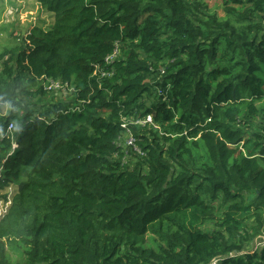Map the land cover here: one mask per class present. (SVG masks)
Wrapping results in <instances>:
<instances>
[{"label":"trees","instance_id":"1","mask_svg":"<svg viewBox=\"0 0 264 264\" xmlns=\"http://www.w3.org/2000/svg\"><path fill=\"white\" fill-rule=\"evenodd\" d=\"M207 1L35 0L50 28L0 56V264H264V0Z\"/></svg>","mask_w":264,"mask_h":264},{"label":"rangeland","instance_id":"2","mask_svg":"<svg viewBox=\"0 0 264 264\" xmlns=\"http://www.w3.org/2000/svg\"><path fill=\"white\" fill-rule=\"evenodd\" d=\"M207 2L211 11L215 12L219 17L224 16L222 0H209ZM48 14L35 0H0V56L5 51H9L21 44L16 36H19L24 30L26 31V29H30L34 25L41 26L44 31L48 30L52 23V19ZM37 19L42 20L39 23ZM38 101H33L37 109L42 108L40 99ZM51 101L57 103L60 100L57 98L55 100L54 97H49L48 94L42 103L49 104ZM15 189V186H10L0 191V211H4L5 202L10 201Z\"/></svg>","mask_w":264,"mask_h":264},{"label":"built area","instance_id":"3","mask_svg":"<svg viewBox=\"0 0 264 264\" xmlns=\"http://www.w3.org/2000/svg\"><path fill=\"white\" fill-rule=\"evenodd\" d=\"M117 53H118V50H115V52L112 55L108 56L104 60V63L105 64H111L115 60V56ZM111 74H112V72H105L103 75H105V77H107V76H110ZM67 88H68V84H66V83L62 84L59 81H52V80H48L47 83L44 85V90H46L50 93H54V94H57L59 92L66 94ZM151 121H152L151 116L147 115L144 120L134 121V123H140L142 125L145 123H151ZM11 129H12V124H10L8 126V130L11 131ZM118 143L124 144V146H126V147H131L136 155H140V156L143 155L142 151L140 150V148L135 143L134 136L132 135L131 131H129V130H126L124 132L122 137L119 138ZM8 203H9L8 201L5 202L4 211H0V217H2V215L6 212Z\"/></svg>","mask_w":264,"mask_h":264}]
</instances>
